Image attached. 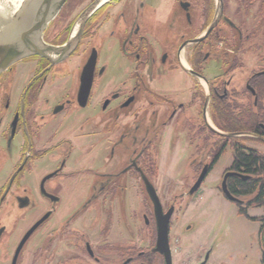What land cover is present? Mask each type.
<instances>
[{"label": "flooded vegetation", "instance_id": "af4514ba", "mask_svg": "<svg viewBox=\"0 0 264 264\" xmlns=\"http://www.w3.org/2000/svg\"><path fill=\"white\" fill-rule=\"evenodd\" d=\"M95 1L67 0L43 41L67 44ZM110 45L121 58L117 76L100 63ZM94 51L83 107L81 72ZM249 54L259 69L237 89L242 76L236 72L245 70ZM57 58L33 55L0 75V175L6 179L0 184V264H23L28 251L29 260L46 257L48 264H167L165 248L157 247L151 193L162 217L173 210L168 245L174 264L177 211L232 148L217 133L231 134L214 120V106L223 104L229 115L256 114L261 131L249 140L264 146V0H107L86 20L75 52L53 63ZM69 60L71 68L62 71ZM212 65L215 73L207 74ZM184 76L186 91L180 89ZM183 146L191 150L190 171L177 180L167 163L174 167ZM205 167V180L190 195ZM228 172L236 171L225 170L221 184ZM171 181L182 185L165 201ZM33 241L37 246L29 250ZM210 254L198 264H208Z\"/></svg>", "mask_w": 264, "mask_h": 264}, {"label": "rangeland", "instance_id": "374dc122", "mask_svg": "<svg viewBox=\"0 0 264 264\" xmlns=\"http://www.w3.org/2000/svg\"><path fill=\"white\" fill-rule=\"evenodd\" d=\"M100 57V63L106 61L108 66L106 73L117 76L121 70L119 67L121 58L118 50H115V46L110 45L107 51L101 52ZM246 57L248 60L246 61L245 70L236 72L238 76H242L241 80L234 85L237 89L242 88L248 75L259 69L258 65H256L258 58L252 57L250 54ZM70 60L60 68L62 71L71 68ZM212 67L213 65L208 68L207 74L215 73V68ZM183 81L180 89L186 91L188 87L185 86V76ZM78 117H81V115H78ZM209 119L208 121L211 123ZM49 128L51 129L48 133H52L53 126H49ZM243 142L245 145L255 148L264 154V146L262 144L253 140H245ZM190 151L187 147H181L177 150L174 167L171 162L167 163L168 170H172V175L177 180H182L183 177L189 175ZM232 159V148L228 146L206 178L200 192L195 197L188 194L184 197L182 204L188 203L187 207L183 205V207L179 208L177 216L174 218V225L176 224L173 234L174 238H172L174 264H198L204 259V255L208 250H211L208 264H261L262 254L258 241L260 222L258 219L264 214L263 210L261 208H250L247 211V215L240 214L239 207L227 200L219 189L222 176L225 170L231 166ZM200 166L197 163L194 164L193 170L199 171ZM4 178L5 174L0 175V184L6 183ZM169 185L171 187L163 194L165 201H168L173 195L171 192L173 187L177 186V189H180L182 184L171 181ZM187 228L190 230L187 231ZM179 231H181V235L178 233ZM42 234L46 235L47 230ZM178 235L181 237L178 238ZM36 246L35 241L31 242L29 250H33ZM57 250L61 254L59 258L64 257L63 242L57 245ZM28 252L24 257L23 264H45V262L48 264L46 257L41 259L36 257L37 259L33 258L34 260H32L31 258L29 260L31 251Z\"/></svg>", "mask_w": 264, "mask_h": 264}, {"label": "water", "instance_id": "95a60500", "mask_svg": "<svg viewBox=\"0 0 264 264\" xmlns=\"http://www.w3.org/2000/svg\"><path fill=\"white\" fill-rule=\"evenodd\" d=\"M66 1L67 0H23L22 4L16 11H10L11 14L8 12L3 13V11L0 9V75L12 65L33 55H39L47 58L51 54L59 55V58H57V60L53 63H60L61 61L70 57L75 52L79 40L81 39L82 30L86 20L107 0H97L89 8H87V10L81 14L77 28L74 30V34L70 38L69 42L61 48H55L47 45L43 41V32L49 23L58 15ZM96 62L97 53L94 51L81 72V89L79 100L81 102L80 105L83 107L86 106L89 94L91 92ZM212 129L215 130L213 127ZM217 133L230 138H257L255 135L250 133L225 134L219 131H217ZM206 176L207 168L205 167L197 182L191 189L190 195H193L197 192ZM232 176H239L244 180L248 177L236 172H228L224 176L221 184V191L229 201L237 203L239 200L235 198L227 188V179ZM151 197L154 201L156 207L155 210L158 214L157 247L162 250L165 248L162 252L165 253L166 263L171 264V254L168 245V231L169 221L173 210H170L162 217L161 206L159 205L154 193H151ZM40 223L36 224L27 233L18 251Z\"/></svg>", "mask_w": 264, "mask_h": 264}, {"label": "trees", "instance_id": "16d2710c", "mask_svg": "<svg viewBox=\"0 0 264 264\" xmlns=\"http://www.w3.org/2000/svg\"><path fill=\"white\" fill-rule=\"evenodd\" d=\"M213 112L214 120L227 133L256 135L258 131H261L255 128L259 118L254 113L251 116L229 115L223 104L215 105ZM222 137H225V140L229 139L232 145L231 170L248 177L245 180L241 177H232L227 182L229 192L240 201L237 204L239 213L247 215L250 208H261L264 212V154L242 144L243 141L253 138ZM258 221L260 222L258 241L262 254L261 264H264V214Z\"/></svg>", "mask_w": 264, "mask_h": 264}, {"label": "bare ground", "instance_id": "6f19581e", "mask_svg": "<svg viewBox=\"0 0 264 264\" xmlns=\"http://www.w3.org/2000/svg\"><path fill=\"white\" fill-rule=\"evenodd\" d=\"M23 0H0V9L3 13H10V11H16L20 5L22 4Z\"/></svg>", "mask_w": 264, "mask_h": 264}]
</instances>
